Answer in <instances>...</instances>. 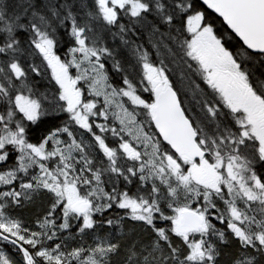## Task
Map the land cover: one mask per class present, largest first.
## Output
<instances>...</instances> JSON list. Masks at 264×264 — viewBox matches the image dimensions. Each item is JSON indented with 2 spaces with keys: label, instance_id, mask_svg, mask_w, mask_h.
Instances as JSON below:
<instances>
[{
  "label": "snow or ice",
  "instance_id": "1",
  "mask_svg": "<svg viewBox=\"0 0 264 264\" xmlns=\"http://www.w3.org/2000/svg\"><path fill=\"white\" fill-rule=\"evenodd\" d=\"M0 264H264V0H0Z\"/></svg>",
  "mask_w": 264,
  "mask_h": 264
},
{
  "label": "flooded vegetation",
  "instance_id": "2",
  "mask_svg": "<svg viewBox=\"0 0 264 264\" xmlns=\"http://www.w3.org/2000/svg\"><path fill=\"white\" fill-rule=\"evenodd\" d=\"M209 11H211V10H209ZM214 15H216V14H214ZM217 16V15H216ZM218 17V16H217Z\"/></svg>",
  "mask_w": 264,
  "mask_h": 264
},
{
  "label": "water",
  "instance_id": "3",
  "mask_svg": "<svg viewBox=\"0 0 264 264\" xmlns=\"http://www.w3.org/2000/svg\"><path fill=\"white\" fill-rule=\"evenodd\" d=\"M216 15H218V14H216Z\"/></svg>",
  "mask_w": 264,
  "mask_h": 264
}]
</instances>
